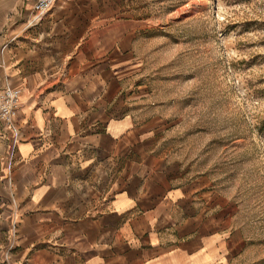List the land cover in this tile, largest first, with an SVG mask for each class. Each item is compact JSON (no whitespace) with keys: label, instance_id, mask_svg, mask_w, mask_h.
Here are the masks:
<instances>
[{"label":"crops","instance_id":"crops-1","mask_svg":"<svg viewBox=\"0 0 264 264\" xmlns=\"http://www.w3.org/2000/svg\"><path fill=\"white\" fill-rule=\"evenodd\" d=\"M107 18V0H0V92H22L0 123V264H247L232 204L129 113L140 23Z\"/></svg>","mask_w":264,"mask_h":264},{"label":"rangeland","instance_id":"rangeland-1","mask_svg":"<svg viewBox=\"0 0 264 264\" xmlns=\"http://www.w3.org/2000/svg\"><path fill=\"white\" fill-rule=\"evenodd\" d=\"M107 1L109 21L140 23L129 113L161 161L232 204L247 264H264V0Z\"/></svg>","mask_w":264,"mask_h":264},{"label":"built area","instance_id":"built-area-1","mask_svg":"<svg viewBox=\"0 0 264 264\" xmlns=\"http://www.w3.org/2000/svg\"><path fill=\"white\" fill-rule=\"evenodd\" d=\"M33 12L44 14L55 5L56 0H31ZM22 103V92L18 89H5L0 92V123L8 131H13L15 118Z\"/></svg>","mask_w":264,"mask_h":264}]
</instances>
